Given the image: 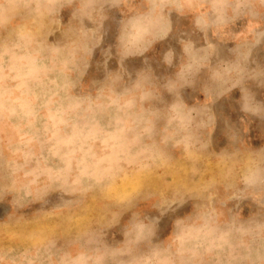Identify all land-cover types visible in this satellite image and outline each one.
Segmentation results:
<instances>
[{"label":"clouds","instance_id":"clouds-1","mask_svg":"<svg viewBox=\"0 0 264 264\" xmlns=\"http://www.w3.org/2000/svg\"><path fill=\"white\" fill-rule=\"evenodd\" d=\"M254 120L264 0H0V264H264Z\"/></svg>","mask_w":264,"mask_h":264},{"label":"rangeland","instance_id":"rangeland-1","mask_svg":"<svg viewBox=\"0 0 264 264\" xmlns=\"http://www.w3.org/2000/svg\"><path fill=\"white\" fill-rule=\"evenodd\" d=\"M67 18V14H65V19ZM136 64H138L139 62L136 61L134 62ZM91 74V73H90ZM194 94L189 92L187 94V98L189 99V102H192V96ZM231 115V118L233 121L237 120L238 117V113H229ZM249 142L254 146V147H258L260 145H264V123L258 121V120H254L253 123L250 125V130L248 133V137ZM227 143L226 137L223 135V125L222 124H218V128L216 130V132L214 133V147L215 149L218 151L220 148L224 147ZM140 177L137 176H133V177H129L125 180H122L121 183L117 186V190L119 189H123V188H127L129 186H134L137 182H139ZM50 201L51 203H55L57 201V195L53 194L50 197ZM51 206V205H50ZM88 207L90 209H94L96 207V202L90 200L88 202ZM244 214L247 215L250 211H254V207H248L247 205H244ZM39 208V205H33L27 209H24V213L25 215L30 216L34 211H36ZM10 205L7 203V201L0 203V219L5 218V216L7 215V213L10 211ZM187 210V208L185 209V211ZM75 218L77 220V222L83 221L84 219H86L87 217L85 215L82 214H76ZM166 234V233H165ZM118 239L120 238L119 236L117 237Z\"/></svg>","mask_w":264,"mask_h":264}]
</instances>
